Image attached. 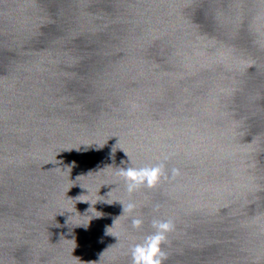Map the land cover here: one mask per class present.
Segmentation results:
<instances>
[{
    "label": "water",
    "instance_id": "obj_1",
    "mask_svg": "<svg viewBox=\"0 0 264 264\" xmlns=\"http://www.w3.org/2000/svg\"><path fill=\"white\" fill-rule=\"evenodd\" d=\"M153 216L165 264H264V0H0V264H130Z\"/></svg>",
    "mask_w": 264,
    "mask_h": 264
},
{
    "label": "clouds",
    "instance_id": "obj_2",
    "mask_svg": "<svg viewBox=\"0 0 264 264\" xmlns=\"http://www.w3.org/2000/svg\"><path fill=\"white\" fill-rule=\"evenodd\" d=\"M129 156L130 162L128 165L118 169V174L127 181V190L129 193L134 192L143 185L156 187L165 179L175 178L181 175V169L178 166H173L171 168V177H169L166 161L171 158L170 154H165L159 162L145 163L139 166L135 164L130 154ZM122 202L123 213H131L138 206L135 200ZM155 207L159 208L160 205L157 204ZM131 223L134 227L139 228L143 225L144 219L142 216L134 215ZM151 225V231L145 233L141 240L129 245L130 264H165L169 252L164 245L168 242L169 233L175 228V221L171 217L162 218L160 216H153ZM107 231L110 232L109 228ZM114 234L117 235L116 233Z\"/></svg>",
    "mask_w": 264,
    "mask_h": 264
}]
</instances>
